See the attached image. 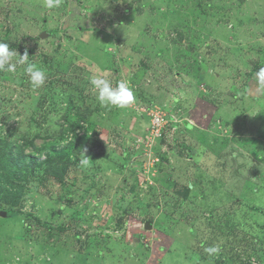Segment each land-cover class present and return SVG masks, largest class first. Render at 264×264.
<instances>
[{
	"label": "rangeland",
	"instance_id": "obj_1",
	"mask_svg": "<svg viewBox=\"0 0 264 264\" xmlns=\"http://www.w3.org/2000/svg\"><path fill=\"white\" fill-rule=\"evenodd\" d=\"M0 42L45 72L34 89L17 56L0 71V139L63 145L85 114L62 182L18 167L24 197L0 212L21 215L0 216V264H242L251 251L264 264V0H0ZM97 69L136 102L102 106ZM154 108L178 122L148 150Z\"/></svg>",
	"mask_w": 264,
	"mask_h": 264
},
{
	"label": "trees",
	"instance_id": "obj_2",
	"mask_svg": "<svg viewBox=\"0 0 264 264\" xmlns=\"http://www.w3.org/2000/svg\"><path fill=\"white\" fill-rule=\"evenodd\" d=\"M79 29V28H78ZM263 58H264V52H263ZM85 114H79L77 118L71 123H67L66 128L62 129V133H64L67 137L69 135V139H66V143L61 145L59 144H53L46 147H37L35 140L39 139L40 136H35L32 139H22L18 142L9 143V141H6L4 139H0V158L6 162L7 165H10V167L4 169H0V202L5 203L6 205H9L11 210H13V207L18 205L19 201L23 199L24 197V190L23 186L21 184L16 183L15 181L18 179H23L24 176H22L21 171L18 170V167L24 166L23 160L28 159V167L32 165H48L52 169L53 176L57 177L59 182H62L63 178V172L68 167V163L70 161L71 155H72V144L75 141H78L79 137L77 132L75 131V127L79 126L81 122L85 120L84 118ZM183 128L188 129L190 125L187 122H183ZM59 134V136L61 135ZM48 139H54L51 136H48ZM46 140V137L44 138ZM163 140V139H162ZM47 141V140H46ZM56 147L60 148L59 150L56 149ZM32 150L36 153L44 155V160L42 162H39L38 156L32 154H24V151L26 149ZM61 158H55L57 155H61ZM56 164V165H55ZM58 165L57 169L55 170V167ZM5 165V166H7ZM19 180V181H21ZM12 213V214H10ZM20 214V212L12 211L7 214V219H15ZM255 241V240H253ZM255 242L251 243V248L255 247ZM252 251L249 255L245 258V261L242 262V264H251V255Z\"/></svg>",
	"mask_w": 264,
	"mask_h": 264
},
{
	"label": "clouds",
	"instance_id": "obj_3",
	"mask_svg": "<svg viewBox=\"0 0 264 264\" xmlns=\"http://www.w3.org/2000/svg\"><path fill=\"white\" fill-rule=\"evenodd\" d=\"M60 3L61 0H44V6L49 9L58 7ZM14 56L18 57L17 63L25 66L24 72L29 76L32 87L35 89L42 86L45 80V72L28 61L29 55L27 52L23 55H20L17 52L13 53L10 50L9 45L3 42H0V71H7L9 73H14L16 71V64L12 63ZM97 72L100 74L90 76L89 83L96 92L97 101L102 106H113L124 109L136 102V97L129 81L121 80L113 86L111 81L103 75L102 69H97ZM256 79L259 90L264 91V68L256 73ZM176 117H178V114ZM81 152L83 158L80 160V164L82 167H87L90 161V158L84 155V153L87 152V149L84 148ZM205 251L209 256H216L221 252V247L217 244L206 248Z\"/></svg>",
	"mask_w": 264,
	"mask_h": 264
},
{
	"label": "built area",
	"instance_id": "obj_4",
	"mask_svg": "<svg viewBox=\"0 0 264 264\" xmlns=\"http://www.w3.org/2000/svg\"><path fill=\"white\" fill-rule=\"evenodd\" d=\"M149 118V128L147 132V137L145 139H141L139 142H143L145 148L148 150L151 149L155 140H159L162 137L164 128L168 124H174L176 127V123L178 122L175 116L168 115L165 112L158 110V108H154L147 113ZM173 127V129H175ZM146 163H149V158H147Z\"/></svg>",
	"mask_w": 264,
	"mask_h": 264
},
{
	"label": "water",
	"instance_id": "obj_5",
	"mask_svg": "<svg viewBox=\"0 0 264 264\" xmlns=\"http://www.w3.org/2000/svg\"><path fill=\"white\" fill-rule=\"evenodd\" d=\"M40 37H43L42 35ZM0 216L5 218L6 217V213L5 212H0ZM150 224H145V229L149 230L150 229Z\"/></svg>",
	"mask_w": 264,
	"mask_h": 264
}]
</instances>
